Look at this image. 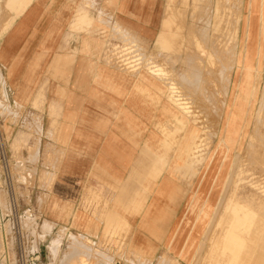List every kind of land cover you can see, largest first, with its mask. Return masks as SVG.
Segmentation results:
<instances>
[{
    "label": "rangeland",
    "instance_id": "374dc122",
    "mask_svg": "<svg viewBox=\"0 0 264 264\" xmlns=\"http://www.w3.org/2000/svg\"><path fill=\"white\" fill-rule=\"evenodd\" d=\"M34 1H26L24 9ZM159 2L165 20L158 40L147 45L150 52L142 54L126 37V44L114 54L124 66L127 58H133L137 65L133 70L153 71L151 75L156 73L164 83L163 92L174 88L182 101L187 100L188 113L172 103L176 123L159 129L164 138L161 159L177 188L174 207L165 216L170 227L106 229L104 244L95 250L86 239L85 251L104 255L110 248L108 264H264V0H239L236 15L230 7L225 10L222 0ZM14 3L0 0V30L13 16L7 4ZM84 3L85 14L102 13L95 27L106 42L111 2ZM81 22L89 26L88 20ZM6 36L0 38V264H45V237L50 231L42 214L46 201L37 193L50 180L45 173L44 126L46 105L51 102L44 99V85L38 86L34 100L13 97L1 62ZM229 51L235 52L232 59ZM185 120L187 129L179 126ZM179 158L188 160L187 169L196 167L194 175L183 177L173 171L177 164L183 165ZM65 237L71 242L82 239L76 230ZM137 237L145 238L140 247ZM126 253L128 260H119ZM78 264L92 262L82 259Z\"/></svg>",
    "mask_w": 264,
    "mask_h": 264
},
{
    "label": "crops",
    "instance_id": "0c3cea01",
    "mask_svg": "<svg viewBox=\"0 0 264 264\" xmlns=\"http://www.w3.org/2000/svg\"><path fill=\"white\" fill-rule=\"evenodd\" d=\"M15 1L12 7L7 4L13 16L0 30V38L7 35L1 52L6 83L20 101L36 99L38 86L44 85V99L51 102L44 126L50 180L37 193L46 201L42 214L50 231L45 264H78L82 259L108 264L110 248L104 255L86 252V239L96 250L104 244L106 229L170 227L165 216L174 207L177 188L161 159L164 138L159 129L174 125L178 115L158 77L131 71L136 61L127 58L120 65L114 54L126 37L142 54L150 52L147 45L161 35L164 8L159 0H107L113 13L107 20L109 39L103 42L95 27L102 13H79L85 0H35L25 9L28 0ZM188 125L185 120L179 126ZM187 159L179 158L183 165L173 171L194 175L196 167L187 169ZM74 230L82 239L71 242L65 235ZM141 238L135 239L138 247ZM119 260L127 261L128 253Z\"/></svg>",
    "mask_w": 264,
    "mask_h": 264
},
{
    "label": "bare ground",
    "instance_id": "6f19581e",
    "mask_svg": "<svg viewBox=\"0 0 264 264\" xmlns=\"http://www.w3.org/2000/svg\"><path fill=\"white\" fill-rule=\"evenodd\" d=\"M87 2V1H86ZM85 2V3H86ZM222 4H223V6L225 7V10H227V7H230V8H232L234 11L232 12L234 15H236L237 14V5L239 4V0H222ZM87 5V4H86ZM89 6V5H88ZM232 9H231V11H232ZM80 14H83V13H85V11H83V10H81L80 12H79ZM227 13H228V11H227ZM223 16H225V13H224V15ZM222 16V17H223ZM221 17V18H222ZM236 23V22H235ZM234 24V23H233ZM86 27V26H85ZM234 29H235V27H234ZM81 30V29H80ZM96 31V30H95ZM234 31H237V29H235ZM238 32V31H237ZM235 33V32H234ZM97 34V33H96ZM114 34V33H113ZM117 34V33H116ZM118 40H119V37H118ZM109 46V45H108ZM235 52H231V51H229V55H230V57H231V59H232V56L231 55H233ZM131 54V53H130ZM249 56H250V52L249 51H247V53H246V58H248L249 59ZM130 57V56H129ZM137 57V56H136ZM149 63V62H148ZM152 64V63H151ZM149 65V64H148ZM145 66V65H144ZM150 66V65H149ZM148 66V67H149ZM126 69V68H125ZM152 69V68H151ZM212 69V68H211ZM201 70V69H200ZM131 71H134V70H131ZM155 71V70H154ZM153 71H151V73H152ZM200 72V71H199ZM155 73V72H154ZM210 73V72H209ZM153 74V73H152ZM200 74V73H199ZM132 75V74H131ZM155 75H157L156 73H155ZM154 75V76H155ZM207 75V74H206ZM218 75H219V77L221 78V73H220V71L218 72ZM135 77V76H134ZM208 78H209V76H207ZM156 78V77H155ZM196 78V82H198V80L200 79L199 78V76H196L195 77ZM161 79V78H160ZM193 80V81H194ZM208 81V80H207ZM176 82V81H175ZM198 85V84H197ZM168 86V85H167ZM174 88H169V90H170V93H169V91H164V93H165V95L167 96V99H168V101L172 104H175L178 108H180V110L184 113V111L186 112V114L188 113L187 111H188V108L189 107H187V102H185V101H187V100H185V101H182L181 99H180V97L178 96V95H176L177 93H175V91H176V89H175V91L173 90ZM214 91V90H213ZM177 92V91H176ZM217 92V91H216ZM262 93H264V92H262ZM209 95H211V97H212V99L214 98V95L216 96V93H213V94H209ZM184 96V95H183ZM205 97V96H204ZM210 97V96H209ZM210 97V98H211ZM210 98H208V101H210L211 102V99ZM261 98V97H260ZM185 99V98H184ZM183 99V100H184ZM215 101V100H214ZM263 101V100H262ZM222 102V101H221ZM224 102V101H223ZM214 103H216V102H214ZM262 103V105H263V102H261ZM261 103L259 104V105H261ZM189 104V103H188ZM211 104V103H210ZM213 104V103H212ZM222 104V103H221ZM192 105H194V104H192ZM213 105H215V104H213ZM220 107V106H219ZM206 110V109H205ZM260 110V109H259ZM262 110V109H261ZM194 111V110H193ZM264 111V110H263ZM262 111V112H263ZM195 112V111H194ZM206 112L204 111V114H205ZM261 113H260V111H259V115H260ZM208 115V114H207ZM220 115V114H219ZM263 115V114H262ZM188 116V115H187ZM205 116V115H204ZM258 116V115H257ZM264 116V115H263ZM260 118V117H259ZM258 118V119H259ZM210 120V119H209ZM179 122H184V121H182V120H180ZM208 123H209V121H208ZM209 126V125H208ZM206 135V134H205ZM204 136V135H203ZM198 138V137H197ZM196 142H198V141H196ZM189 143V142H188ZM188 143H187V146H188ZM195 144V143H194ZM190 145V144H189ZM191 146V145H190ZM193 148V147H192ZM194 149H195V147H194ZM186 150V149H185ZM191 150V149H190ZM193 152V151H192ZM189 154V153H188ZM198 155H200L201 156V154H199L198 153ZM194 156V155H193ZM192 158H194V160H198L199 159V162H200V160H202V159H200L199 158V156H194V157H192ZM257 158V157H256ZM257 160V159H256ZM262 161H263V159H262ZM264 162V161H263ZM260 163V162H259ZM262 163V162H261ZM264 165H262V167H263ZM183 167V166H182ZM259 167V166H258ZM181 169V168H180ZM242 170V169H241ZM244 171V170H243ZM243 173V172H242ZM212 186V185H211ZM237 190V189H236ZM231 198V197H230ZM230 204V203H229ZM232 204V203H231ZM190 205V204H189ZM232 207H234V205L232 206ZM227 208H228V206H227ZM233 209H235V208H233ZM229 212V211H228ZM235 212V211H234ZM183 218V217H182ZM253 221V220H252ZM261 224V223H260ZM264 226V225H263ZM262 228V227H261ZM216 229H219V228H215V230ZM242 229V228H241ZM220 230H221V226H220ZM4 231V230H3ZM239 231V230H238ZM214 232V231H213ZM216 232V231H215ZM218 232V231H217ZM220 233V232H219ZM235 233V232H234ZM256 233V232H255ZM213 238V237H212ZM5 239H6V231H4L3 232V246L7 249V247H6V243H5ZM223 239V238H222ZM215 242V241H214ZM248 242V241H247ZM246 243V242H245ZM1 244V243H0ZM215 244V243H214ZM213 244V245H214ZM233 244V243H232ZM9 245V244H8ZM242 245V244H241ZM212 246V245H211ZM245 246V245H244ZM249 247H250V245H248ZM3 247V248H4ZM213 247V246H212ZM210 248V247H209ZM245 248V247H244ZM5 250V249H4ZM211 251V250H210ZM208 252H209V250H208ZM226 252V251H225ZM6 253V255H8V252L6 251L5 252ZM233 253V252H232ZM210 254V253H209ZM247 255V254H246ZM251 255V254H250ZM249 255V256H250ZM13 256V255H12ZM236 257V256H235ZM238 257H240V256H238ZM6 259L8 260V258H7V256H6ZM241 260V259H240ZM242 261V260H241ZM240 264V263H239ZM241 264H242V262H241ZM245 264V263H244Z\"/></svg>",
    "mask_w": 264,
    "mask_h": 264
}]
</instances>
